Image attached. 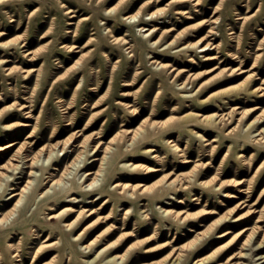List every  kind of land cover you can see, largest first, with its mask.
<instances>
[{
  "label": "rangeland",
  "instance_id": "374dc122",
  "mask_svg": "<svg viewBox=\"0 0 264 264\" xmlns=\"http://www.w3.org/2000/svg\"><path fill=\"white\" fill-rule=\"evenodd\" d=\"M170 1H0V43L7 42L6 46H0V60H7L0 64V148L24 141L28 146L26 148L35 151L39 146L63 140L73 132L76 133V143L72 144L77 145L83 136L91 134L94 140L103 142L121 128H134L141 123L148 129L152 122L160 123L149 130L148 138L141 137L133 149L126 151L124 146L112 157V167L102 182L104 190L111 193L113 187L109 182L114 177L133 176L137 178L134 182L149 187L147 195L152 197L150 200L123 203V199L107 197L109 204L103 210H96L100 202L94 203L95 215L81 219L79 224L87 225L95 216H107L108 219L95 222L75 240L71 230L64 228L61 220L56 227H49L42 219L40 213L47 205L36 199L37 187L42 183V171L38 170L34 182L36 187L16 214L12 229L10 225L0 228V234L4 236L0 238L4 264H83L82 260L97 264L100 259L107 260L115 253H122L131 243H135V247L124 262L131 263L135 256L134 263L137 264H167L165 256L171 246L188 243L187 256L181 264H192L195 259L210 256L214 251L217 253L206 264H218V254L227 250L222 256L225 260L236 250L234 245L238 238L235 235L244 224H253V221H246L239 227L228 226L234 224L233 219L247 216L248 206L263 207L264 210V199L257 205H251L264 188V164L261 165L264 145L250 142L251 136L244 123L237 127L234 134L225 135L236 122L216 126L214 117L211 118L212 115L227 113L234 106L239 107L238 111L254 106L264 108V99L261 101L257 96L247 94L239 101L234 96L248 87L250 82L245 79L248 74L255 72L252 77L254 87L264 79V8H260L250 25L241 26L236 19V11L245 14L247 6L240 0H200L197 6L187 4L182 9L189 11L190 17L174 14ZM260 2L256 0L255 6L250 5L248 10L252 11L249 14L257 10ZM117 3V9L107 13ZM67 7L73 12L66 13ZM157 8L164 9V12L152 18L147 15ZM137 10L141 11L138 19L143 21L138 27L135 26L137 22L124 19L126 14ZM214 10L217 11L214 17L219 16L221 21L212 37L215 38L216 49L206 52H200V49L177 50L188 42H196L206 33L207 27L198 22L211 18ZM71 15L75 17L69 18ZM154 26L160 29L149 37L145 36L149 32L140 30L143 27L152 30ZM115 37L127 40L129 45L122 41L115 43ZM158 37L160 42L151 46L148 39ZM174 38V44L167 48L166 43ZM128 46L131 48L128 49ZM151 56L160 63H166V67L152 65L149 61ZM208 56H215L216 59L205 61ZM251 66L255 67L250 69ZM6 68H11V72L4 70ZM238 69L245 72L239 74ZM185 78L188 84L182 89L179 83ZM18 105L28 106L25 111H30L31 117L27 118L18 111ZM188 113L194 114L197 120L206 116L205 120L195 123L197 128L194 129L202 135L201 138L185 127L181 116ZM257 113L250 114L245 122L252 120ZM2 120L14 123V127L5 130ZM21 123L31 126L22 127ZM32 127L35 129L27 137ZM165 133L174 147L160 142L161 135ZM75 145L67 150L66 155L65 152L59 153L55 160L64 162ZM144 146L156 149L161 160L145 155L138 161L149 167H158L160 171L149 173L120 167V161H133L134 156L141 155L139 149ZM14 149L13 146L0 151V166L11 157ZM186 158L192 162L182 163ZM51 161L43 159L40 164L45 162L47 166ZM195 163L197 167H193ZM215 173L218 182L228 185L225 191L237 198H226L225 193H219V190L209 193L211 187L198 185V179H209ZM162 176L166 179L177 176L178 185L184 184L186 188L182 189L179 185L178 190H170L168 194L163 192L164 195L156 199L153 196L160 189L158 180ZM238 182H243L241 187L244 189L248 187L246 193L236 191L240 187ZM3 184L0 204L7 182ZM101 195L104 197L99 193L92 198ZM195 198L201 200L196 203ZM90 199L86 198L84 202ZM178 200L182 203L178 204ZM143 203L148 205L143 206ZM123 208L129 209L125 218L121 214ZM164 208L183 210L187 218L180 223L166 220L161 213ZM207 211L215 213L210 215ZM220 217L229 222L222 228V231L229 232L225 237L219 238L217 231L213 230L202 239H195L196 232ZM123 222H129L130 226L112 234L106 232L102 241L103 244L117 240L119 248L107 249L90 262L102 247L84 249L86 239L113 223L121 228ZM11 231L17 232L16 238L9 240L18 244L20 261H15L6 245ZM37 231L41 232L38 238L33 234ZM47 233L51 242L59 240L58 245L35 252ZM105 260L99 264H106ZM124 262L118 261V264ZM243 263L252 264L248 259H243Z\"/></svg>",
  "mask_w": 264,
  "mask_h": 264
},
{
  "label": "bare ground",
  "instance_id": "6f19581e",
  "mask_svg": "<svg viewBox=\"0 0 264 264\" xmlns=\"http://www.w3.org/2000/svg\"><path fill=\"white\" fill-rule=\"evenodd\" d=\"M2 1V0H0ZM244 2L245 6H247V9L245 10L246 13H239L236 11V19L240 23L241 26L243 25H250L251 21L253 20V17L259 13L260 8H264V0H261L262 3H258L257 10L251 13L252 10H248L250 5H256V0H240ZM173 4L174 14L183 15L186 17H190L189 11L186 9H182V7L186 6L187 4L191 6H197L200 3V0H171L170 1ZM220 5V4H219ZM118 3L111 7L108 12H112L113 10L117 9ZM66 13H72L73 11L70 8H66ZM164 12V9L157 8L154 11L148 12L147 15H149L151 18L156 17ZM196 12V10H195ZM217 11L214 10L213 15L211 18L202 19L199 23L202 27H207L206 33L200 37L196 42H188L184 44L183 46H180V48H177V50H185V49H200V52H206L209 49L215 50L217 45L214 44L213 40L215 38H212L213 35L216 33L214 29L217 27L218 24L221 23L220 17H214ZM141 15V11L137 10L134 13L126 14L124 16L125 21L128 20L129 22H137L135 26H140L142 24V20L138 19ZM75 17L74 15L69 16V18ZM152 21V20H151ZM74 24V23H69ZM160 28L157 26H154L152 30L150 28L144 29L141 28L143 32H149L145 36L149 37L152 36L155 32H157ZM176 38V37H175ZM175 38L169 42L166 43L167 48L172 46L175 42ZM159 37L157 39H148V42L151 44V46H156L160 41ZM115 43L123 42L125 44L129 45V42L125 39H120L118 37L114 38ZM7 42H1L0 46H6ZM23 47V46H22ZM75 48V47H74ZM131 48V46H128V49ZM260 49V48H259ZM78 50H76L77 52ZM29 53V52H28ZM260 54L257 55L259 57ZM151 60L150 63L152 65L160 66L161 68L166 67V63H160L155 59L154 56L149 57ZM216 59L215 56H208L205 57V61H212ZM7 60H0V64L5 63ZM255 66H251L250 69H253ZM8 73L11 72V68L4 69ZM239 74L242 72H245L243 69H238ZM255 75V72H252L248 74L245 79L249 80L248 87L242 90H239L235 97L236 101H239L240 98H245V96L248 95H254L257 96L263 101L264 99V79L261 81L260 85H257L254 87V80H252V77ZM257 78H255L256 80ZM188 84L187 78H185L183 81L179 83L182 89H185L186 85ZM252 84H254L252 86ZM250 85V86H249ZM232 101V100H231ZM28 106L25 105H18V111L23 112L24 115H26L27 118L31 117L30 111H25ZM239 107L234 106L230 108V110L227 113H221L218 115H212L211 118L214 117V125H224L225 123H230L231 121L236 122V124L227 130L225 135H232L237 130L238 126H241L242 123H244L245 130H248L249 135L251 136L250 142L252 144L263 146L264 145V108H261L259 106H254L252 108L238 111ZM258 112L255 117L252 120H249L248 122H245V119L252 114ZM195 115L188 113L183 116H181L183 123L185 124V127H188V131L193 134L197 135L198 137H202V135H198L197 131L195 129L197 128V124L202 120L206 119V116L201 118L200 120L194 119ZM238 117V118H236ZM5 120V119H4ZM2 120V121H4ZM5 130L6 129H12L14 127V123L11 122H3ZM160 123H154L152 122L149 126V128H145L141 125V123L134 127V128H124L118 130L113 136L108 138L105 141L101 140H94L92 134L88 136H83L82 139L78 142L77 145L72 144V142H75L74 136L76 135L75 132H73L69 137H66L63 140H58L54 143L50 144H43L39 146L35 151H30L28 148H26L27 143L24 141L22 143H9L3 147L0 148V151H4L6 149H10L11 147H15L13 153L11 154V157H9L4 164L0 166V189L4 187L3 182H7L5 186V190L3 192L2 204H0V228H4V226H11V229L13 227V220L16 217V214L20 212V209L22 207L23 202L26 200V197L29 195L30 192H32L35 189L34 182L37 178L36 171L40 170L42 171L41 174V185L37 187V195L36 199L41 200V202L45 203L46 208L40 213L42 219H44L47 222V225L49 227H56L58 220H61L63 222V227L71 230L72 237L76 239H79L80 236L84 234V232L88 229L89 226H92L97 221H104L107 218L95 216L96 218L91 221L89 224H79L80 220L83 218H89L92 217V215H95L96 210H103L106 208V206L109 204V199L107 197L118 199V200H124L123 203H129L133 200L137 201H146L150 200L152 197L147 195V191L149 190L148 186H145L141 183H136L134 180L137 178L135 177H126L125 175H121L119 177H114L109 184L113 187V190L111 193L104 190L105 185L102 183L110 170V167H112V157L122 150L124 146H126V151H130L134 148L135 144L142 138H148L149 137V130H151L156 125L158 126ZM213 124V123H212ZM22 127H29L31 125L26 123H21ZM243 127V129H244ZM31 133L27 136L30 137L32 135V132L34 131L35 127H32ZM195 128V129H194ZM255 128V129H254ZM4 129V128H3ZM166 132V130H165ZM255 132V134H253ZM163 133V131H162ZM253 134V135H252ZM98 135V134H96ZM160 142H164L166 145H169L170 148L174 147V144L172 143V140H169V138L166 139V133L161 135ZM211 141H215V139H212ZM76 143V142H75ZM32 145V144H31ZM75 145V148L72 149V154L69 156L68 159H66L62 163H58L61 159H56L55 157H58L59 153L65 152V155L67 153L68 149H71ZM28 147V146H27ZM140 154L139 156H134L133 161L131 159L127 160L126 162L120 161V167H127L134 171L136 170H146L149 173L158 172L161 169L158 167H149L138 161L139 159H143L145 155H148L153 160H161L160 155L158 154V151L154 149L153 147H140L139 149ZM229 149L227 148V152ZM227 154V153H226ZM225 154V155H226ZM238 155V153H237ZM252 155V154H251ZM45 159L46 161L52 160L49 165L46 166L45 162H42L40 164V161ZM92 161L90 162V160ZM191 159L186 158L183 160L182 163H191ZM264 164V161L261 165ZM198 164H194L193 167H197ZM23 167V168H22ZM260 167V166H259ZM20 171V172H17ZM8 173H11L8 175ZM17 174H21L22 176L16 177ZM11 176H13V179L10 180ZM217 173L215 175L213 174L212 177L209 179H198V185L202 188H209L211 187L208 192L212 193V191L219 190V193L224 192L226 198H237L235 195H231V193H228L225 191L228 187V185H225L222 182H218L217 180ZM16 180V181H15ZM191 181V180H190ZM9 182L11 184H9ZM160 183V189L154 195L156 199L163 196V192H166V194L171 193L168 192L170 190L176 191L178 190V178L177 176L174 178H167L166 176H162L160 180H158ZM237 185H240V187L236 190L238 193H246L248 187L245 189L241 187L243 185V182H238ZM180 187L182 189H185L186 186L184 184H181ZM7 190H10L8 194H6ZM109 191V190H108ZM99 193H102L104 197L101 195L99 198H92L93 196H98ZM82 196L83 199H79V197ZM86 198H91L89 202H84ZM179 199V198H178ZM264 199V188L259 193L257 199L251 204V205H257L259 202H261ZM196 203H198V200H201L199 198H195ZM50 201V202H48ZM48 202V203H47ZM96 202H100L98 208L95 210L93 209L92 205ZM178 204L182 203V200H178ZM85 205H89V208H86ZM143 206H147L148 204L143 203ZM170 205V204H167ZM174 205V204H173ZM247 206V205H246ZM245 207V206H244ZM161 208V207H160ZM112 210V208H111ZM110 210V213H111ZM122 216L125 218V215L128 214L129 209L123 208L122 209ZM144 210L143 212H145ZM161 213H163L166 217V220H172L175 222H182L185 221L187 218V214L183 210H173L164 208L162 209ZM208 214L212 215L215 212L214 211H207ZM247 216L241 217L237 216L233 219L232 225H228L231 227H239L244 222L253 221V224H244V226L238 231V233L235 235L238 238V241L236 243V250L231 253L225 260H223L224 257H222L227 250L222 251V253L218 254L216 260L219 261L218 264H244L243 259H248L252 264H257V261H261L259 264H264V210L263 207L260 209L252 208L248 206V210L246 212ZM252 217V218H251ZM251 218V219H250ZM228 220L225 217H220L214 221H212L210 224H208L202 231L196 232L195 239L200 240L203 237L207 236L210 231L216 230L215 232L218 233V237H225L229 232L228 231H222V228L226 226V223ZM129 222H123L121 225V228L116 226V224H111L107 226L105 229L101 230L100 232H97L95 235H91L90 238L86 239L85 243L86 245H83L84 249H93L95 247L100 248L102 247V250L98 252L93 259L90 260V262H94L103 251H106L107 249L116 250L119 248L117 246V240L114 242H105L102 244L103 236L106 232H110V234L114 233L118 229L124 230L127 227H129ZM219 230V231H218ZM34 231V230H33ZM188 231L194 232L192 229H188ZM6 233V232H5ZM36 237L41 236V232L33 233ZM122 235V234H121ZM17 236V232L14 233V231L9 232L8 236L6 238L7 241V248L10 251L12 257L15 258V261H20L21 253L20 248L17 246L18 244H13L10 242L9 239H15ZM3 233L0 234V238L3 239ZM175 240H178L177 237L174 236ZM59 241V240H58ZM58 241H52L51 242V236L49 233H47L41 240L40 244L35 248V252L38 250L44 248V247H54L58 245ZM173 241V240H172ZM190 244L183 243L179 245H172L170 251L165 256V259L167 261V264H181L184 261V258L187 256L188 247ZM135 247V243H131L127 245L122 253H115L112 257L105 260L106 258L100 259L97 264L106 261V264H118V261L124 262L127 258L129 253L132 252V250ZM224 249V248H223ZM250 253H247V251ZM217 251H214L210 256L201 257L199 259H195L192 264H206L207 260L216 254ZM135 256L131 263L124 262L123 264H137L135 262ZM5 256L0 253V264L5 263ZM222 260V261H220ZM242 260V261H241ZM83 264H88L89 261L82 260ZM22 264V262L17 263ZM149 264H157L155 262H151Z\"/></svg>",
  "mask_w": 264,
  "mask_h": 264
}]
</instances>
